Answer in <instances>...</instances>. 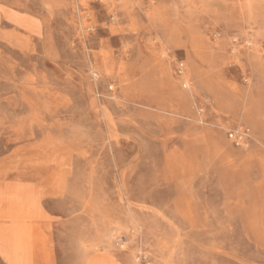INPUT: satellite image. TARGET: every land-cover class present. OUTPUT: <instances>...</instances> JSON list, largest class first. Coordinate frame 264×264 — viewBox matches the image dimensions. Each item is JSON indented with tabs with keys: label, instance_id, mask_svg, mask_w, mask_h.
I'll use <instances>...</instances> for the list:
<instances>
[{
	"label": "rangeland",
	"instance_id": "rangeland-1",
	"mask_svg": "<svg viewBox=\"0 0 264 264\" xmlns=\"http://www.w3.org/2000/svg\"><path fill=\"white\" fill-rule=\"evenodd\" d=\"M0 184V264H264V0H0Z\"/></svg>",
	"mask_w": 264,
	"mask_h": 264
},
{
	"label": "bare ground",
	"instance_id": "bare-ground-1",
	"mask_svg": "<svg viewBox=\"0 0 264 264\" xmlns=\"http://www.w3.org/2000/svg\"><path fill=\"white\" fill-rule=\"evenodd\" d=\"M3 188L8 190L7 192L11 200H13L11 204L6 205V201L0 199V209L3 211V214H5L2 216V219L4 218V220L12 221L10 226L12 229L11 236L9 239L12 242L10 243H13L18 248L24 249L27 254L32 256L31 250L21 238L27 228L33 227V222L41 220L43 217L42 213L31 192H25L17 187L0 184L1 192Z\"/></svg>",
	"mask_w": 264,
	"mask_h": 264
},
{
	"label": "crops",
	"instance_id": "crops-1",
	"mask_svg": "<svg viewBox=\"0 0 264 264\" xmlns=\"http://www.w3.org/2000/svg\"><path fill=\"white\" fill-rule=\"evenodd\" d=\"M3 221L0 220V223H2Z\"/></svg>",
	"mask_w": 264,
	"mask_h": 264
}]
</instances>
